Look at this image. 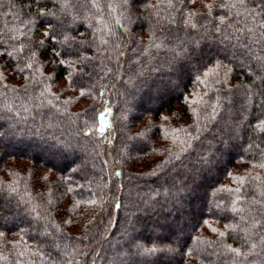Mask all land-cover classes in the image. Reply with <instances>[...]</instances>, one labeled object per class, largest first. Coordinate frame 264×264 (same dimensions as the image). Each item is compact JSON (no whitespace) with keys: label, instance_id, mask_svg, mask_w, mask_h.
<instances>
[{"label":"trees","instance_id":"obj_1","mask_svg":"<svg viewBox=\"0 0 264 264\" xmlns=\"http://www.w3.org/2000/svg\"><path fill=\"white\" fill-rule=\"evenodd\" d=\"M100 9L0 0V264H264V40L217 33L218 0Z\"/></svg>","mask_w":264,"mask_h":264},{"label":"snow or ice","instance_id":"obj_2","mask_svg":"<svg viewBox=\"0 0 264 264\" xmlns=\"http://www.w3.org/2000/svg\"><path fill=\"white\" fill-rule=\"evenodd\" d=\"M77 3H79L82 7L88 6L89 9H95L97 12H100V3L101 0H76ZM123 3H128V0H122ZM160 2H163V0H160ZM190 2H194V0H190ZM256 3L260 6L259 9L257 8H249L248 4L253 3V0H218L219 7L224 10L223 15H217L213 19L216 21V23L213 25L214 30L217 33H221L223 29V38L228 39V29H232V37L238 41L241 42V45L244 44V37H251V40L248 41V51H254L252 48L253 43H258L260 40H264V18L258 19L257 17H264V0H255ZM72 3V0H61L62 7L67 8L69 4ZM167 3L169 6L173 5V0H167ZM112 3H108V7L112 8ZM209 10V14H211V5H207ZM196 15L195 12L187 13L183 18V25L184 27H190L192 29H195L197 27V24L193 21L192 17ZM233 17L236 19L233 21ZM161 20H166L168 24H174L175 18L174 17H161ZM238 25L240 27H238ZM45 35H48V33H45ZM14 39L16 37H13ZM65 40H67V37H65ZM43 43V42H41ZM106 43V41H105ZM162 46L161 44H157L156 47L160 48ZM23 50V46L20 49ZM59 55V53H56ZM0 55H7L12 56V52H5L0 53ZM35 55V53H33ZM254 59L264 61V57L261 56H255ZM28 67H32L31 64L27 65ZM23 71V69H20ZM207 75V74H205ZM0 79H2V74H0ZM203 82V81H201ZM219 83V81H217ZM43 95V93H41ZM81 95H84L83 92H81ZM103 95V93H101ZM202 99V98H201ZM219 99V98H218ZM231 103V100L229 101ZM252 102V95L251 93H246L244 100L241 102L242 106H246L248 103ZM50 103V101H49ZM197 103H200V101H197ZM213 109V117L216 114L217 105H211ZM25 111H27V108H25ZM110 111V106L105 109L103 113L100 114L99 117V123L101 125L100 128L97 129V132L100 134V136H103L104 134V128L103 125L105 124V116ZM257 128H259L260 131H264V120H261L259 124L256 125ZM90 132H85V135H89ZM259 147V145H257ZM264 151V150H262ZM259 167L264 168V163L259 164ZM119 175V173H117ZM252 179L259 181L261 178L259 176L253 177ZM239 183L243 185L245 183L244 178L239 179ZM9 193H16L18 191L17 188L9 185L8 186ZM0 191H3V188L0 187ZM233 191V190H229ZM237 193L241 191L240 188L235 189ZM239 200V198H238ZM237 200V202H238ZM90 204H94L95 201H89ZM119 207V205H117ZM32 211H35V209H32ZM232 211L234 212H240L244 211L242 208H237L235 204L232 205ZM243 219V217H242ZM252 228H257V235L260 236L261 243H264V233H261L259 231L260 228H264V222H261L257 220L256 218H253L252 225L250 228L241 229V231L244 232V237H242L245 240H248ZM232 230H235L233 228ZM215 231V230H214ZM44 234H47L46 232ZM221 236L224 235V233H220ZM0 236H3V232H0ZM59 247V245H56ZM257 247V244L255 242H250V249L254 250ZM156 249H148L145 250V255L154 253ZM227 251L229 253L234 254V260L233 264H239L240 258H241V249L240 248H232L231 246L227 247ZM250 253H245L244 258H247V255ZM35 255V253L33 254Z\"/></svg>","mask_w":264,"mask_h":264},{"label":"rangeland","instance_id":"obj_3","mask_svg":"<svg viewBox=\"0 0 264 264\" xmlns=\"http://www.w3.org/2000/svg\"><path fill=\"white\" fill-rule=\"evenodd\" d=\"M105 121H106V119H105ZM79 161H80L79 163H81V158L79 159ZM202 184H203L202 185V189H205V187L208 184V181H205V182L202 181ZM195 206L197 208L198 206H200V203H197V205H195ZM150 229H151V231L154 230L153 228H150ZM113 236H114L113 240L116 239L117 241H120L121 240L123 242H129V241H132V239L133 240L140 239L139 231H136L135 232L134 229H131V231L130 230H127V229L126 230H120V229H118V231L116 233H114ZM177 241L178 242H177V244H175V247L174 248L179 247L180 240H177ZM172 244H174V243L172 242ZM133 256L134 255H131V257H133Z\"/></svg>","mask_w":264,"mask_h":264}]
</instances>
